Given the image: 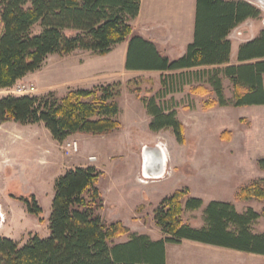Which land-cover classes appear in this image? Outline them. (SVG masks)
Returning a JSON list of instances; mask_svg holds the SVG:
<instances>
[{
  "label": "trees",
  "instance_id": "16d2710c",
  "mask_svg": "<svg viewBox=\"0 0 264 264\" xmlns=\"http://www.w3.org/2000/svg\"><path fill=\"white\" fill-rule=\"evenodd\" d=\"M141 2L0 0V90L12 88L29 73L39 71L53 54L84 50L105 56L130 39L128 70L175 72L204 67L172 74L170 90H182L195 75L196 80L205 78L214 87L221 105H264V29L239 46L237 65L231 64L229 38L246 20L258 18L259 8L245 0H197L194 42L183 56L170 60L151 42L133 34L132 21L139 15ZM225 78L233 85L232 101L224 97ZM119 86L74 89L61 97L55 92L3 96L0 123H43L59 142L75 134L108 135L120 127ZM202 86L194 89L203 91ZM145 102L153 117L151 130L173 128L180 138L184 126L175 113H166L154 98ZM102 174L89 166L70 169L58 177L49 218L50 235H36L23 245L0 237V264H167L166 245L184 240L264 255V233L252 229L264 217V207L261 212L249 208L241 213L231 202L213 200L204 211L205 226L194 228L182 221V215L185 210L201 208L204 202L189 197L184 207L185 192L178 190L155 210V221L165 238L153 240L147 234L131 233L121 221L107 223L103 219L104 198L98 186ZM13 196L23 202L29 214L43 215L34 194ZM237 197L264 204V179L244 186ZM125 235H130L127 242H116Z\"/></svg>",
  "mask_w": 264,
  "mask_h": 264
},
{
  "label": "rangeland",
  "instance_id": "374dc122",
  "mask_svg": "<svg viewBox=\"0 0 264 264\" xmlns=\"http://www.w3.org/2000/svg\"><path fill=\"white\" fill-rule=\"evenodd\" d=\"M245 1L259 8L261 15L246 20L232 31V65L238 64L239 46L264 29V5ZM111 56L84 50L69 55L53 54L39 71L22 81L36 86L34 96L55 92L60 97L74 89L90 90L118 83L120 127L108 135L80 134L68 138L66 141L79 143V152L67 154L66 141L55 140L43 123H0V237L12 238L21 245L36 235L48 237L55 181L78 167L93 166L103 173L98 186L104 198L101 215L107 223L118 219L117 215L125 219L133 214L132 221L142 219V223H135L137 230L128 227L131 233L149 232L150 237L155 236L159 229L155 210L164 198L178 190L185 192L184 207L189 197L201 198L204 202L201 208L185 210L182 215V221L194 228L205 226L204 211L211 201L234 204L225 199L234 186H240L233 198L241 202L238 212L249 208L261 212L263 203L237 196L244 186L264 179L261 178L264 175V106L221 105L214 87L205 78L196 80L195 75L182 90L172 91L171 75L184 71L128 70L121 65L120 47ZM200 85L205 90L194 89ZM233 90L230 80L223 79L227 101L233 100ZM152 98L166 113L174 112L183 124L180 138L173 128L151 130L153 117L145 100ZM212 102H216L214 106H210ZM224 132L229 133L226 139L222 137ZM156 145L167 151V178L141 184L138 163L142 162L143 148ZM91 156L97 160L90 162ZM30 194L37 197L43 209L41 217L29 214L23 202L13 196ZM252 229L255 233H264V217ZM126 239L128 235L117 238L116 242ZM167 247L168 264H264V255L190 240Z\"/></svg>",
  "mask_w": 264,
  "mask_h": 264
},
{
  "label": "crops",
  "instance_id": "0c3cea01",
  "mask_svg": "<svg viewBox=\"0 0 264 264\" xmlns=\"http://www.w3.org/2000/svg\"><path fill=\"white\" fill-rule=\"evenodd\" d=\"M196 15H197V0H142L139 15L137 16V18H135L132 21L133 34L138 35L142 37L144 40L151 42L161 55L168 57L170 60H175L183 56L186 53L188 46L194 42L195 30H196ZM129 42L130 39L116 45L114 49L109 54H107V56L110 57L113 54V52L116 50V48L119 47L122 48L123 56L120 58V62L121 65L126 66ZM232 53L233 52L231 51V58L234 56ZM201 68L204 67H196L191 70L185 69L181 71H193L198 69L200 70ZM139 70H145V69H139ZM175 72H180V71H175ZM35 73L36 72L29 73L20 81L26 80L28 77L34 75ZM79 135L80 134H76L71 137L75 138L76 136ZM138 164H141L140 171L142 175V162ZM262 174H264V172ZM165 178L167 177L165 176L159 180L143 179L142 181L140 180L139 182L141 184L147 185L153 182L163 180ZM261 178H264V175H262ZM239 188L240 186H236V187L234 186L229 196L225 198L228 201L234 202L237 210H239L238 208L241 202L235 201L233 198L235 197V194ZM117 216L119 218L111 222L122 221L131 230H137L138 226L135 225V223L143 222L142 219H139L138 221H132L131 216H133V214H129L128 218L125 219H121V215H117ZM12 219H14V217ZM157 230L158 232L156 233V235L155 236L151 235L152 236L151 238L153 240H160L162 238H165V235L163 234L162 230L160 228ZM141 234L149 235L150 233L141 232ZM129 239H130V235H128V239L122 242H127ZM169 244L172 243H168L166 245L167 264H168L167 246Z\"/></svg>",
  "mask_w": 264,
  "mask_h": 264
},
{
  "label": "bare ground",
  "instance_id": "6f19581e",
  "mask_svg": "<svg viewBox=\"0 0 264 264\" xmlns=\"http://www.w3.org/2000/svg\"><path fill=\"white\" fill-rule=\"evenodd\" d=\"M259 4L264 5V0H255ZM165 154V157L163 155ZM168 154L166 149L163 146H158L157 150L154 149H147L144 152V156L142 159V166H144L146 169L152 172H156L154 174L162 173L164 169V165H167V170H168ZM144 163V164H143ZM146 177H143V179L148 178L149 180H152L154 178L152 176V173L146 172Z\"/></svg>",
  "mask_w": 264,
  "mask_h": 264
},
{
  "label": "built area",
  "instance_id": "2783aa9c",
  "mask_svg": "<svg viewBox=\"0 0 264 264\" xmlns=\"http://www.w3.org/2000/svg\"><path fill=\"white\" fill-rule=\"evenodd\" d=\"M36 91V86L33 84H26L19 81L15 86L9 89L0 90V98L7 95H32ZM65 150L67 154L78 153L79 143L75 140L65 142ZM97 160L96 156L89 157L90 162Z\"/></svg>",
  "mask_w": 264,
  "mask_h": 264
},
{
  "label": "water",
  "instance_id": "95a60500",
  "mask_svg": "<svg viewBox=\"0 0 264 264\" xmlns=\"http://www.w3.org/2000/svg\"><path fill=\"white\" fill-rule=\"evenodd\" d=\"M253 1H255V0H251V2H253ZM158 146L160 147L161 145H156V147L155 148H151V147H149V146H144V148H143V152H142V154H143V156H144V152H145V150H147V149H154V150H157L158 149ZM163 155H164V157H165V154L163 153ZM166 158V157H165ZM144 164V163H143ZM165 167H164V169H163V172L162 173H158V174H154V173H156V172H152V171H149L148 169H146L144 166H142V176L143 177H146V172H149V173H152V176L154 177V178H152V180H159V179H162L163 177H165L166 175H167V173H168V170H167V165H164ZM146 180H149L148 178H145Z\"/></svg>",
  "mask_w": 264,
  "mask_h": 264
}]
</instances>
